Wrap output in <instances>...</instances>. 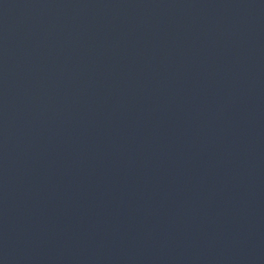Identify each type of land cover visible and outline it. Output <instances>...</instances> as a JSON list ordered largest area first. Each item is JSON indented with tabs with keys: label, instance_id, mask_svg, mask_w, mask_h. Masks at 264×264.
I'll list each match as a JSON object with an SVG mask.
<instances>
[{
	"label": "water",
	"instance_id": "water-1",
	"mask_svg": "<svg viewBox=\"0 0 264 264\" xmlns=\"http://www.w3.org/2000/svg\"><path fill=\"white\" fill-rule=\"evenodd\" d=\"M0 264H264V0H0Z\"/></svg>",
	"mask_w": 264,
	"mask_h": 264
}]
</instances>
